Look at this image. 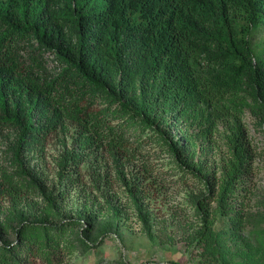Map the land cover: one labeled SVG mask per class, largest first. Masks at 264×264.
<instances>
[{
    "label": "rangeland",
    "instance_id": "1",
    "mask_svg": "<svg viewBox=\"0 0 264 264\" xmlns=\"http://www.w3.org/2000/svg\"><path fill=\"white\" fill-rule=\"evenodd\" d=\"M71 28L64 24L63 38L76 52ZM253 42L264 46V28ZM32 50L28 46L24 56ZM35 54L48 78L65 66L55 51ZM134 60L114 77L125 100L136 103L145 92L158 106L153 125L125 109L116 120L129 121L131 142L142 144L139 158L118 160L97 149L70 115L30 137L21 150L19 130L7 127L0 132V176H14L33 192L30 201L0 211V226L13 238L25 222L60 225L62 245L72 249L59 264H228L224 248H238L236 240L264 229V90L246 76L233 81L221 119L198 95L183 109L162 107L155 96L160 83L148 76L141 82ZM107 97L97 98L100 107L109 104ZM33 121L47 124L38 115ZM52 258L49 264H57Z\"/></svg>",
    "mask_w": 264,
    "mask_h": 264
},
{
    "label": "trees",
    "instance_id": "2",
    "mask_svg": "<svg viewBox=\"0 0 264 264\" xmlns=\"http://www.w3.org/2000/svg\"><path fill=\"white\" fill-rule=\"evenodd\" d=\"M64 24L74 31L76 52L65 45ZM263 28L264 0H0V132L17 128L21 150L30 137L70 115L97 149L135 161L142 144L131 142L129 121L116 120L125 109L153 125L158 106L145 92L136 103L125 100L114 78L121 67L135 58L143 71L139 80L148 76L160 83L155 96L162 107L183 109L198 95L221 119L233 81L246 76L264 90V46L253 42ZM28 46L35 53L57 52L65 66L48 78L38 54L24 56ZM99 96H108L109 104L100 107ZM35 115L47 124H34ZM170 150L180 153L178 146ZM145 171L152 172L147 165ZM32 192L14 176H0V211L30 201ZM64 232L60 225L25 222L12 238L0 226V264H49L52 257L62 263L72 249L62 245ZM251 235L236 240L238 248H224V261L264 264V229Z\"/></svg>",
    "mask_w": 264,
    "mask_h": 264
}]
</instances>
